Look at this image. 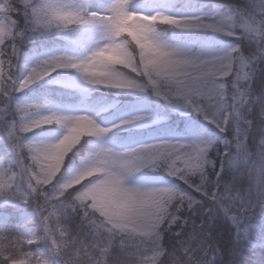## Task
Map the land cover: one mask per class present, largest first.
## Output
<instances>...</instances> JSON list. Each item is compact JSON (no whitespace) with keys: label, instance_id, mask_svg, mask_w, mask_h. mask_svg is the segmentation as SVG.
Segmentation results:
<instances>
[{"label":"snow or ice","instance_id":"obj_1","mask_svg":"<svg viewBox=\"0 0 264 264\" xmlns=\"http://www.w3.org/2000/svg\"><path fill=\"white\" fill-rule=\"evenodd\" d=\"M262 66L264 0H0V264H264Z\"/></svg>","mask_w":264,"mask_h":264},{"label":"trees","instance_id":"obj_2","mask_svg":"<svg viewBox=\"0 0 264 264\" xmlns=\"http://www.w3.org/2000/svg\"><path fill=\"white\" fill-rule=\"evenodd\" d=\"M261 76H264V66L258 70L256 80L259 81ZM32 94V89L26 90L23 93V95L26 96H31ZM260 124L261 126H264V122H260ZM255 136L258 138L259 133H256ZM229 179H231V177H229ZM250 222L253 224L259 223L256 219H253ZM215 238L219 241L222 251V256L217 260V264H230L233 259H246V257L240 255L239 249H234L232 247L227 227L218 226L215 232ZM256 259L258 260L259 257H256Z\"/></svg>","mask_w":264,"mask_h":264},{"label":"rangeland","instance_id":"obj_3","mask_svg":"<svg viewBox=\"0 0 264 264\" xmlns=\"http://www.w3.org/2000/svg\"><path fill=\"white\" fill-rule=\"evenodd\" d=\"M254 88L258 91L259 90V81L256 80V82L254 83ZM29 90V89H28ZM26 91V90H25Z\"/></svg>","mask_w":264,"mask_h":264}]
</instances>
